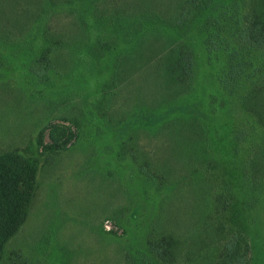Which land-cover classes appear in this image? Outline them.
I'll return each instance as SVG.
<instances>
[{"label": "trees", "instance_id": "1", "mask_svg": "<svg viewBox=\"0 0 264 264\" xmlns=\"http://www.w3.org/2000/svg\"><path fill=\"white\" fill-rule=\"evenodd\" d=\"M16 3L22 25L0 35L32 42L38 62L59 79H52L59 106L69 109L61 121L77 132L54 127L45 147L40 135L36 156L0 152V264L39 261L48 237H36L30 251L6 247L28 219L41 158L52 164L100 124L129 126L108 153L130 162L161 197L142 240L117 244L102 264H264V0ZM197 44L247 120L160 118L193 95ZM119 193L127 202L107 220L131 207L122 185Z\"/></svg>", "mask_w": 264, "mask_h": 264}, {"label": "rangeland", "instance_id": "2", "mask_svg": "<svg viewBox=\"0 0 264 264\" xmlns=\"http://www.w3.org/2000/svg\"><path fill=\"white\" fill-rule=\"evenodd\" d=\"M17 1L0 0V30L22 25L17 19L21 11ZM33 47L31 41L19 36L0 35V152L20 150L36 156L43 151L38 147L40 135L45 147L53 140L54 127L77 132L70 123L61 121L60 115L69 109L68 105L65 110L59 106L62 100L57 98L52 83V79H59L38 62ZM196 49L199 68L193 95L160 118L196 114L217 125L232 118L237 122L247 120L238 101L229 98L217 84L201 46L197 44ZM100 126L101 131L90 127L92 135L86 130L52 164L44 166L46 160L41 158L39 187L28 219L7 245V252L30 251L36 237H48L50 241L43 254H38L36 264H59V251L66 254L68 264H102L104 257L114 255L117 244L142 240L161 197L130 162L119 163L108 153V146L126 138L129 126ZM121 185L131 198V207L120 220H107L117 206L127 202L119 193Z\"/></svg>", "mask_w": 264, "mask_h": 264}]
</instances>
